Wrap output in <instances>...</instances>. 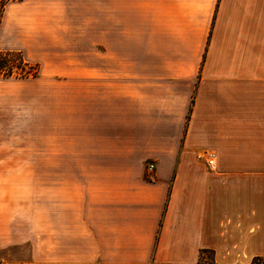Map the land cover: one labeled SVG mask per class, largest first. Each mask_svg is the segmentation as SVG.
<instances>
[{
    "label": "crops",
    "instance_id": "crops-1",
    "mask_svg": "<svg viewBox=\"0 0 264 264\" xmlns=\"http://www.w3.org/2000/svg\"><path fill=\"white\" fill-rule=\"evenodd\" d=\"M0 50L39 65L6 82L33 136L78 140L46 166L26 237L0 205V250L26 239L29 264L264 257V0L15 1Z\"/></svg>",
    "mask_w": 264,
    "mask_h": 264
},
{
    "label": "rangeland",
    "instance_id": "rangeland-1",
    "mask_svg": "<svg viewBox=\"0 0 264 264\" xmlns=\"http://www.w3.org/2000/svg\"><path fill=\"white\" fill-rule=\"evenodd\" d=\"M134 40L140 42V37ZM132 47L134 52L140 51V44ZM8 67L11 64L5 71L0 70V205L5 206V219L8 210L14 215L16 230L26 237L30 233L28 219L33 212V191L44 188L46 166L69 164L78 140L77 136H33V125L29 123L32 116L21 119L20 110L11 108L9 92L13 86L6 83L8 79L25 78L19 75L27 68L22 70V66L14 65V75L6 76ZM3 225L6 226V220L0 221V226ZM30 250L26 239L4 246L0 250V264H29Z\"/></svg>",
    "mask_w": 264,
    "mask_h": 264
},
{
    "label": "trees",
    "instance_id": "trees-1",
    "mask_svg": "<svg viewBox=\"0 0 264 264\" xmlns=\"http://www.w3.org/2000/svg\"><path fill=\"white\" fill-rule=\"evenodd\" d=\"M21 1V0H0V23L2 19V15L5 11L6 5L10 2ZM11 64L12 67H8V71L4 74L6 76H13V67L14 65L19 68L22 66V70H27L24 73H20V77H29V76H36L39 73L38 65H32L26 62L23 58L21 52L18 51H2L0 50V70L5 71L4 68ZM7 69V68H6ZM255 264H264V257H256L253 260Z\"/></svg>",
    "mask_w": 264,
    "mask_h": 264
},
{
    "label": "built area",
    "instance_id": "built-area-1",
    "mask_svg": "<svg viewBox=\"0 0 264 264\" xmlns=\"http://www.w3.org/2000/svg\"><path fill=\"white\" fill-rule=\"evenodd\" d=\"M207 164L209 167H212L215 164V154L214 153H209L207 155ZM155 169H156L155 163L150 162L147 165V171H148L147 176L149 178H154Z\"/></svg>",
    "mask_w": 264,
    "mask_h": 264
}]
</instances>
